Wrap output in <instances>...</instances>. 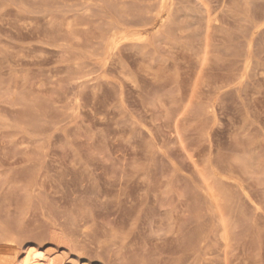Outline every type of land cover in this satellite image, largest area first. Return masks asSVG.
<instances>
[{
	"label": "rangeland",
	"instance_id": "374dc122",
	"mask_svg": "<svg viewBox=\"0 0 264 264\" xmlns=\"http://www.w3.org/2000/svg\"><path fill=\"white\" fill-rule=\"evenodd\" d=\"M159 5L0 0V237L22 257L264 264V0H169L163 26ZM114 27L147 37L106 51Z\"/></svg>",
	"mask_w": 264,
	"mask_h": 264
},
{
	"label": "bare ground",
	"instance_id": "6f19581e",
	"mask_svg": "<svg viewBox=\"0 0 264 264\" xmlns=\"http://www.w3.org/2000/svg\"><path fill=\"white\" fill-rule=\"evenodd\" d=\"M168 1L169 0H159V4H160L159 11L157 12L156 17H155L157 20V24L159 25L164 24L165 19H164L163 13L165 10L167 11L166 5H168ZM121 28L122 29H116L114 27L111 33H109L108 38L106 39V44H105L106 51L118 46L117 44L121 41H133V42L134 41H144L147 37L144 30L142 31L136 30L133 27H132L133 29L124 28V27H121ZM216 194L213 192V190L207 191V197L209 201H220L219 200L220 198H218L220 194L218 193V196ZM12 237H8V236L0 237V264H100V262L98 261L93 262L89 260H81L79 262L78 261L73 262V261L66 260V259H60V258L58 259V257L55 254H50L48 252L46 253L32 243L26 244L28 248L25 249V252H24L25 254L22 257V254H21L22 249L20 250L19 245L16 243L15 240L12 239Z\"/></svg>",
	"mask_w": 264,
	"mask_h": 264
}]
</instances>
